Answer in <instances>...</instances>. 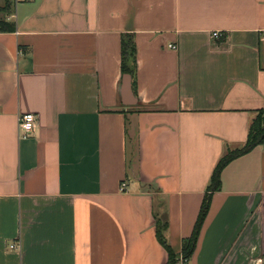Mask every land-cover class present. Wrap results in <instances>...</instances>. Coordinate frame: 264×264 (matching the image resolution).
Returning a JSON list of instances; mask_svg holds the SVG:
<instances>
[{
	"label": "crops",
	"instance_id": "1",
	"mask_svg": "<svg viewBox=\"0 0 264 264\" xmlns=\"http://www.w3.org/2000/svg\"><path fill=\"white\" fill-rule=\"evenodd\" d=\"M0 22V264H167L154 214L175 264H264V144L222 170L180 262L264 109V0H0Z\"/></svg>",
	"mask_w": 264,
	"mask_h": 264
},
{
	"label": "trees",
	"instance_id": "2",
	"mask_svg": "<svg viewBox=\"0 0 264 264\" xmlns=\"http://www.w3.org/2000/svg\"><path fill=\"white\" fill-rule=\"evenodd\" d=\"M14 28L10 24L0 22V32H11ZM136 70V47L132 35H122L120 41V71L122 75H129L132 79ZM264 144V109L256 111L251 120L246 142L239 148L226 149L222 157L217 162L211 174L205 195L203 197L199 214L193 227L191 236L183 240L181 259L186 263L194 253L199 232L204 223L210 207L211 196L220 189V175L222 170L233 160L247 154L257 146ZM156 238L158 243L164 248L168 255L167 264H175V256L165 239L164 233L166 223L154 214Z\"/></svg>",
	"mask_w": 264,
	"mask_h": 264
},
{
	"label": "built area",
	"instance_id": "3",
	"mask_svg": "<svg viewBox=\"0 0 264 264\" xmlns=\"http://www.w3.org/2000/svg\"><path fill=\"white\" fill-rule=\"evenodd\" d=\"M220 37L219 33L214 32L212 33V38L218 39ZM173 48V47H171ZM18 130L20 133V138L21 139H27L31 137L35 131L36 128V117L32 114H22L18 116ZM124 186L122 185V188ZM15 244H10L9 249L14 250L16 249ZM180 262H183L182 259Z\"/></svg>",
	"mask_w": 264,
	"mask_h": 264
},
{
	"label": "water",
	"instance_id": "4",
	"mask_svg": "<svg viewBox=\"0 0 264 264\" xmlns=\"http://www.w3.org/2000/svg\"><path fill=\"white\" fill-rule=\"evenodd\" d=\"M125 79H126V80H129V76H126Z\"/></svg>",
	"mask_w": 264,
	"mask_h": 264
}]
</instances>
